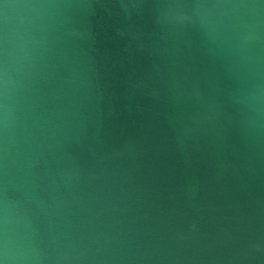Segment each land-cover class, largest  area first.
Masks as SVG:
<instances>
[{"label":"water","instance_id":"1","mask_svg":"<svg viewBox=\"0 0 264 264\" xmlns=\"http://www.w3.org/2000/svg\"><path fill=\"white\" fill-rule=\"evenodd\" d=\"M65 2L25 101L46 264H264V42L162 16L191 0Z\"/></svg>","mask_w":264,"mask_h":264},{"label":"clouds","instance_id":"2","mask_svg":"<svg viewBox=\"0 0 264 264\" xmlns=\"http://www.w3.org/2000/svg\"><path fill=\"white\" fill-rule=\"evenodd\" d=\"M65 7V0H0V264H46L51 259L52 240L44 229L49 213L31 196L34 180L27 178L34 151L28 137L35 133L29 129L25 101L48 65ZM180 9L162 16L197 28L225 47L247 51L264 42V0H191ZM225 16H234L237 23L226 26ZM251 60L254 74L264 73V59ZM248 101L256 112L253 120L264 119V76ZM8 175L15 182L6 180ZM55 259L59 264L64 257Z\"/></svg>","mask_w":264,"mask_h":264}]
</instances>
